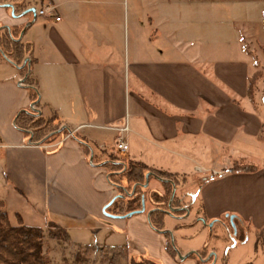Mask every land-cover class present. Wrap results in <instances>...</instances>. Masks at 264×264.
<instances>
[{
    "label": "crops",
    "instance_id": "obj_1",
    "mask_svg": "<svg viewBox=\"0 0 264 264\" xmlns=\"http://www.w3.org/2000/svg\"><path fill=\"white\" fill-rule=\"evenodd\" d=\"M46 6L53 13L40 15ZM263 37L264 0H0V202L12 225L55 223L72 246H126L160 264H216L218 244L207 256L185 254L181 225L156 229L149 198L144 211L108 215L119 190L106 163L117 157L186 177L175 190L182 206L166 210L175 219L188 217L183 205L201 186L198 224L228 225L235 214L255 233L264 228V210L239 209L254 205L248 187L264 189V169L227 171L241 159L264 166V110L249 96ZM10 40L31 47L24 71L1 55L10 56ZM29 108L56 114L69 133L33 142L14 123ZM124 125L129 150L119 153ZM198 170L226 172L202 182ZM146 184L164 193L162 178Z\"/></svg>",
    "mask_w": 264,
    "mask_h": 264
},
{
    "label": "trees",
    "instance_id": "obj_2",
    "mask_svg": "<svg viewBox=\"0 0 264 264\" xmlns=\"http://www.w3.org/2000/svg\"><path fill=\"white\" fill-rule=\"evenodd\" d=\"M21 9V5L18 6ZM23 11V10H21ZM12 31L11 35L15 36ZM8 35V34H7ZM12 37V36H11ZM10 39V36L7 37ZM10 56L12 60L21 66L24 71L27 69L26 54L32 52L31 47L22 44L19 41L10 40ZM254 76L250 80L249 96H252V85ZM39 93L37 89H31V97L37 101ZM253 99V98H252ZM29 108L19 113L14 120L15 126L22 130L27 136H32V141L35 143H48L55 140L62 134H68L69 129L63 128L59 131V124H55L56 114L51 117H45ZM59 131V132H58ZM80 140L85 150L90 154L91 149L86 139L74 135ZM106 166L109 168V179L118 187L119 195L113 199L111 204H108L106 213L110 216L129 217L139 213L143 208V201L146 202L149 198L156 206V209L151 213V223L159 230L165 228L164 214L166 210L172 206H182L181 199L176 196L175 190L177 187L182 189L187 185V178L180 177L178 174L169 173L166 171L156 170L148 167L142 162L119 159L112 157ZM245 160L235 161L228 172H253L256 167H251L244 163ZM226 172V171H225ZM147 174H153L162 178L164 193L149 191L146 185ZM238 227V222L235 221ZM50 229L62 233L67 241L70 237L66 230L55 223H51ZM58 232L50 231L49 236L52 239L58 238ZM46 232L42 227H32L25 225L22 221L18 225H12L7 211L4 209L3 202H0V264H50L49 256L44 252V244ZM93 249L98 248L103 251V259L105 264H160L155 259L148 256H132L126 246L108 247L103 250L101 246H93ZM91 247L86 246L82 252V246L74 255L75 264H93L88 259V253ZM206 251L201 255H205Z\"/></svg>",
    "mask_w": 264,
    "mask_h": 264
},
{
    "label": "rangeland",
    "instance_id": "obj_3",
    "mask_svg": "<svg viewBox=\"0 0 264 264\" xmlns=\"http://www.w3.org/2000/svg\"><path fill=\"white\" fill-rule=\"evenodd\" d=\"M33 7L38 10L40 6L33 3ZM263 38H260V41ZM260 51L262 52H259L262 59H260V57L257 55V69L254 74L251 99L253 98L252 100L255 105L262 107L264 110V49L262 48ZM1 55L8 59L6 53H1ZM37 112L38 111H36L35 114H37ZM249 162L246 163L245 161L244 163L250 165L251 167H262L264 169V166L261 164H256L257 160L250 159ZM254 188L255 186L248 187V189L253 192L250 195L253 198L254 205L250 208H246V206L241 203L239 209L245 207V209L248 211H254L257 209L259 210L258 212L264 210V189H256L254 191ZM200 189L201 186L195 188L193 194L188 195V205H183L184 207H188V210L186 211L188 217L185 220L175 219L170 215L171 213H165L163 216L165 226L175 228L176 226L178 227V225H181L176 228L175 233L178 243H181L184 245V247L188 246L184 249V253L188 254L194 248V250H197L198 254L206 251L207 256L210 254V246L218 244L220 250L217 252L218 257H216V264H264V228L259 229L257 233H255L253 227L250 226L252 232H250L251 234L249 233L246 235V233L250 231V228L248 225L241 222H238V227L235 225L236 232L231 220L227 221L229 223L228 225H223L222 221H216L211 226L210 224H198L199 220L197 219L200 217L199 212L201 209ZM191 218H193V221L189 222ZM44 230L46 232L44 252L49 256L51 261L50 264H75L74 255L79 249V246H72L69 241L64 238L62 233L56 231L55 229H50L48 227ZM52 230L58 232L60 236L58 238L52 239L49 236V232ZM209 231H211V235L208 238L207 235ZM196 232H199L200 236L192 239L193 234ZM171 240L173 243V248L175 249V245L178 247V244H174L172 237ZM192 244L193 247L189 248V245ZM90 247L91 249L88 253V259L93 264L94 262H97L96 264H104L105 261L102 256L103 251L98 248L93 249V246ZM85 249L86 246H82V252H84ZM104 249L106 248H103V250ZM123 264H125V261Z\"/></svg>",
    "mask_w": 264,
    "mask_h": 264
},
{
    "label": "built area",
    "instance_id": "obj_4",
    "mask_svg": "<svg viewBox=\"0 0 264 264\" xmlns=\"http://www.w3.org/2000/svg\"><path fill=\"white\" fill-rule=\"evenodd\" d=\"M54 9L55 8L53 6H46L39 11V14L44 15L48 13H53ZM57 20H60V18H57ZM116 130L120 133L119 138L117 139L116 144H115L116 150L119 153H126L129 150V146L127 142L124 140L123 133L128 130V126L124 125L122 127L116 128ZM198 171L200 172V174H202V177H201L202 182H208L219 176H222L225 173L224 170H212L211 172H207V171L204 172L201 170H198Z\"/></svg>",
    "mask_w": 264,
    "mask_h": 264
},
{
    "label": "water",
    "instance_id": "obj_5",
    "mask_svg": "<svg viewBox=\"0 0 264 264\" xmlns=\"http://www.w3.org/2000/svg\"><path fill=\"white\" fill-rule=\"evenodd\" d=\"M8 6H12V5L8 4ZM28 12H35V8H31V9H28V10L22 12V13L20 14V17H22L23 15H25V14L28 13ZM149 176H150V174H147V179H149ZM146 185H147V184H146ZM112 201H113V200H112ZM112 201H111L109 204H111ZM145 207H146V206H145V202L143 201V208L141 209V211H144V210H145ZM105 210H106V208H105ZM105 212H106V211H105ZM230 220H231V223L233 224V226H234V228H235V232H236V227H235V222H234V220H235V216H234V215L230 216Z\"/></svg>",
    "mask_w": 264,
    "mask_h": 264
}]
</instances>
